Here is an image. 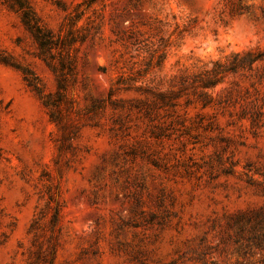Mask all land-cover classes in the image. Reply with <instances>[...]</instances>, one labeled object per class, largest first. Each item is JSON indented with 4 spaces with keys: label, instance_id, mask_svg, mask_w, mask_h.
I'll use <instances>...</instances> for the list:
<instances>
[{
    "label": "rangeland",
    "instance_id": "1",
    "mask_svg": "<svg viewBox=\"0 0 264 264\" xmlns=\"http://www.w3.org/2000/svg\"><path fill=\"white\" fill-rule=\"evenodd\" d=\"M21 2L0 0V264H264V57L234 56L264 51V0Z\"/></svg>",
    "mask_w": 264,
    "mask_h": 264
},
{
    "label": "trees",
    "instance_id": "2",
    "mask_svg": "<svg viewBox=\"0 0 264 264\" xmlns=\"http://www.w3.org/2000/svg\"><path fill=\"white\" fill-rule=\"evenodd\" d=\"M15 2H17L19 5V7H22V2L21 0H14ZM247 9V8H245ZM28 13H25L24 15V21L25 24L28 26ZM29 28H32L30 26H28ZM33 36L35 38V40L38 42L39 47H46L49 43L47 40H45L44 38H42V36L40 35V32L35 31L32 32ZM235 57L240 56L241 60L246 61L247 63H253L255 61H258L260 59H262V57H264V51H258V49H256V51H251V50H247L244 53H241V55H239V53H235L234 54ZM162 54H158L156 56V65L159 64L162 61ZM241 231V230H240ZM249 232H250V240H254L255 241V246L258 248L263 247L264 245V216L256 221L250 228H249Z\"/></svg>",
    "mask_w": 264,
    "mask_h": 264
}]
</instances>
